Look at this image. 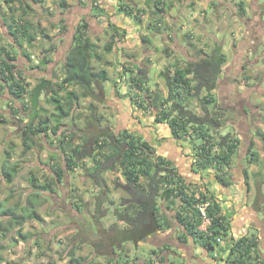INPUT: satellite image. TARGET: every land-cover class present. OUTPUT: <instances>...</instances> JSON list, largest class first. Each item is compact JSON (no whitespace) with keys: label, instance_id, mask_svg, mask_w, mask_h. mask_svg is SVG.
<instances>
[{"label":"rangeland","instance_id":"rangeland-1","mask_svg":"<svg viewBox=\"0 0 264 264\" xmlns=\"http://www.w3.org/2000/svg\"><path fill=\"white\" fill-rule=\"evenodd\" d=\"M47 1L50 2L51 6L54 8V10L49 14L50 19L45 20L44 16H40L39 18L41 20V23L44 22L46 24L44 26L45 28L50 27L48 31H50L52 37L55 38L59 36L58 32L57 34H55V29L57 28V24L60 23V19L63 18V14H59V12L56 10L57 5L55 3H59L60 5L62 4V8H60L65 9L63 8V2H65V0ZM133 1L137 3V5L140 7V10L144 9V12H139L140 10L138 9V14L139 17H143L142 20L145 22V26L143 28L146 31L147 25H149L150 22L157 24L158 20L162 23L161 29L159 30L160 34L155 32L150 33L151 38L156 36L155 38H158L160 41H162L161 43H164L166 40H168L166 41L167 43H165L168 45L166 50H156L155 58L157 59L160 58L161 60L167 56L171 57L170 61H167V59L165 58V64L163 65V69L160 72L157 73L158 66L155 65L151 68L150 72L152 78H149L147 76V72H145L144 74L140 73L139 78H137V76H131L125 80H122L121 82L117 81V79L121 76V71L119 69L124 68L125 73L128 72L133 75L132 72L136 70V64L139 61L138 58L141 57V62L143 63L147 62L146 60H150L148 54H145V56L144 54L142 55V50L147 44L146 41L142 40V34H140L141 32L139 30H136L138 33L137 37H139V41L145 45L132 52V48L125 45L126 39H128V32L123 29L119 30L115 28V26L112 27V25L109 26V23L112 22L114 15L122 13L119 10L120 5H125L124 0H118V2H115V4L119 5L118 8H114V11L108 14L107 12L109 11H105V9H102V7L100 8V6L97 7L96 10L98 11V14H96L97 12L95 11L94 15L97 16V19L100 21V23L106 24L104 26H109V29L107 32L108 34L105 33L100 38L93 37V35L91 37V42L95 41V39L97 38L99 44L104 46L108 41H110V35L112 34V38L115 39V41H113V48L119 47L118 50L121 49L120 53L126 56L129 55L130 52L133 53L136 61L133 64L132 62H129L127 60L125 61V58L123 59L122 55L117 56V61L115 59V52L113 51L112 53H110L109 57H111V59H113L117 63L115 68L116 71L113 75L116 78V81L111 84V87H108L107 84H103L104 81H100V83H98L99 87L96 88L97 90L94 96L90 97V107H88V104H86L88 98L83 99V97H80L82 99H79L74 104L72 113L73 116L69 114L70 119L68 120L67 117H63V125L58 131V135L49 136L50 140L46 141L42 139V135H38L35 137L34 145L38 149L37 152L32 149H30L29 151H27L28 149H25L21 141L22 138L20 136V130H22L23 127H21V124H19L16 120L11 119V117L9 116L10 112L3 111L0 113L4 118V122L0 123V203L6 204L9 207L15 206L16 209L21 211L20 207L22 205H26V198L28 197V194H30L28 192L29 189L33 190V187L31 185L32 176H36L37 179H39L37 183L42 190L40 197L37 196L35 197V199L31 198L32 202H35L37 204L36 208L39 209L40 218L28 220L23 225L22 232L29 234L27 239H22L20 234L17 232V227L11 229L10 231H7L6 235L3 236L2 234L8 228V218L6 216L0 215V256H3L5 258V261L1 264H9V262H14L15 264H72L70 260L73 257L78 256H84L87 258L89 257L88 261L95 259L96 261H102L105 264H111L110 262H105L103 257H99L96 253V248L91 244V234L94 233L95 237L98 238L101 233L98 228L102 226L101 223L95 222L96 220L94 221L92 217L95 213L96 216H99V219H102V223H105V225H108L112 221V217L108 216L102 218V216H100L101 214L96 211V203L99 196L101 195L107 196V202L104 204V206L108 207L109 213H114L113 211L115 210V207L122 203V198L129 199L130 196L125 187V172L120 166H117L115 170L107 171L105 173L107 187H105V191L104 193H102V188H98L94 184V182L85 174L86 169L92 167L94 165V162L91 159L86 158L85 166L82 165V162H80L75 171H70L63 161L60 142L64 140L65 136H74L75 143L83 142V140H80V134L83 133L86 138H88L87 147L89 150L96 148L94 152L99 153L100 151L103 154L109 153L111 151L109 142H107L106 146H104L103 149H99L98 145L100 143L98 144L97 140L101 141L103 144L104 140L108 141L105 138L107 133L115 132L119 134L122 131L130 130V128L128 129L127 126L130 122H132V117L137 118L139 115L134 112L133 114L131 112V115H129L125 113V111L130 110L128 109L129 106L133 110L141 109L137 104V100L143 99L142 96L147 93L152 97V99L156 93H159L160 100H164L166 104L165 107L161 105L162 111H167L168 113H170L169 118L177 116L179 111L173 109L172 103L169 102L171 89L170 80L175 72V62L177 60H181L182 62H184V60L193 57V54H191L190 51H186L185 48L187 49L188 46H192L195 43L197 45V48L207 50L217 42L224 45L225 41H223V39H227L226 52H228L227 46L229 45V40L227 36H224L226 34L231 35V30L238 31V29H244L243 27H241L242 25H239V21L235 20L232 17L229 9L221 7L220 2L217 0H214L215 2H211V5L210 3H208L209 5L207 9H205V6L202 5V0H185V2L176 0L179 2L180 11L179 9L175 10L174 16L171 17H169V14L167 13L158 14V12L156 11V7L153 6V2L155 0H152L151 2L153 5H149L148 3H146V0ZM262 1L264 5V0ZM66 2L67 5H72V3H74L73 0H66ZM0 3V14L4 18H9L10 14L11 16L16 15V13L12 11V9H10V12L7 13L6 7L8 6V4L5 0L0 1ZM30 3L32 4L33 2L31 0H19V2L16 3V6L17 8H19L20 5L21 7L25 6L26 8H31V5L29 6ZM82 3L84 5H87V0H83ZM113 3L107 2L105 3V6L111 7ZM183 4L186 6L185 10H182L181 8ZM33 5L35 4L33 3ZM217 9H219L220 11L218 12ZM262 10L264 11V8H262L261 11ZM147 11H149V14H147ZM42 12H45V10H43ZM177 15L180 16V18L178 19L180 21H177L181 25V30H179V32L178 29H176L177 32L176 30H174V27H176L178 24H176V21L173 18H175ZM28 17L32 18L33 16ZM35 17L36 16H34L33 19ZM139 17L133 19L136 24L139 22ZM24 19H26V17ZM119 20L123 21V18H120ZM52 24H54V26ZM2 35L3 34L0 32V39L2 38ZM116 37H118V39ZM218 37H222L223 39ZM2 39L6 40L5 37H3ZM157 44H159V42H157ZM135 45L137 46V44L135 43L133 49L134 47H136ZM149 47L151 48L152 46ZM37 58L40 59V57ZM120 60L124 62L121 63ZM164 61H162V63H164ZM234 61H236L233 64L234 66H229L230 70H238L240 68V63L235 59ZM93 62L95 63L96 69H100L102 67V64L97 63L96 59H94ZM33 63H37L36 60ZM183 64L184 63H182L181 65ZM48 67L49 66L46 64L42 65V69L45 71ZM250 73L251 75H249V79H246L244 77L246 73L243 75V77H241V73L238 74L235 81L231 82V84L230 82L228 83L230 84L229 87L224 81L231 78L225 79V76L223 75L220 79V88L214 91L215 102L209 105L204 106V101L209 97V95L206 94L205 91H203L199 96L184 100L183 106L185 107L186 111L194 113L198 117H202L204 119V121L201 123L202 127L208 131L213 141H219L221 137L226 134H230L232 137H239L240 133L242 132V135H245L250 129L248 128V123H250V121L252 122V117L254 123L257 120H261L264 125V96H262V102H258V104H254L251 98L254 93L260 92V94L262 95L261 92H264V89L261 88L262 83L259 82L261 79V75L256 74L253 71ZM37 74L40 75L38 71ZM55 75L58 79L55 78L56 81H52V83L56 85L57 88L61 84L62 79L60 80L59 77L63 75V69L61 70L60 74L56 72ZM137 75H139L138 72ZM189 77H192V75H190ZM251 78H253L255 82H253L249 88H245L244 81L247 82ZM30 81L37 83L38 78L36 77V75L32 76ZM149 82L150 85L147 86L146 84ZM193 84L195 83L193 82ZM107 88L109 89L106 90ZM73 89V91H77V93H80L82 88ZM109 91H112V93L110 94ZM59 92L60 93L58 95L60 97H63L64 91ZM238 94L243 95L245 102L249 99L254 105L252 109L253 114H251L252 111L250 107H247V109L245 108V110L248 111V118H245L241 112L235 115L232 110L228 108V105L231 103L230 100H233V104L234 106H236L235 102L237 101ZM51 97L52 96L48 94V99H50V101ZM41 103L40 105L47 110L44 115L46 114V116H48L56 112V110L54 109V104L52 102L42 99ZM143 104H147V101H143ZM149 109V113L151 112V114H153L154 111V114H156L157 108L150 107ZM212 117H217V119H219L221 123L215 125V123L211 120ZM77 119L78 121L85 120L86 124H83V122H81L82 124H79L77 122ZM210 121H212L214 125L210 123ZM50 122L51 126L54 127V123H56L55 118H51ZM163 123H165L163 125V128H158L156 130L159 137L153 136L152 142L154 143V145L152 146L155 148V150L153 151L151 157L153 159H156L158 156H160L157 147H162V144L168 140L167 137L172 136L176 140H173L174 143L176 142L178 146L176 152H178V154L180 153L181 156H184L185 163L183 164V167L186 168V166L191 163V167H194L195 170L196 168H198L200 172L202 168H200L197 164L198 155L196 146L202 142V139H199L196 132L193 131L194 127L196 126H193V124L188 125L189 132H187V134H185V136H183L182 138H175L172 134V129L169 125V122L165 121ZM236 124L243 126V128L241 127L239 128V130H237ZM258 125V127L261 129L262 127H264L260 126V124ZM9 128L14 129L13 133L9 134ZM138 129L141 128H133L130 131L140 136L141 134L139 133L140 131ZM74 131L76 132V134L72 135V132L74 133ZM169 131L171 132V135ZM6 137H8V139L10 138V140L7 141ZM77 138L79 141L77 140ZM254 138H256V135H254ZM166 143L167 147L171 145L168 144V142ZM257 147L262 152H264L262 149V144L260 142H258ZM7 150H11L12 152L13 163H20L25 161L24 165L22 166V170L16 175L15 180L12 184H9L5 181L1 172L2 164L6 158ZM215 152H220V148L216 147ZM238 156L239 155L237 150V152L233 156L232 163L228 166L222 167L220 172L223 173L224 176H228L231 178L229 171L231 169H234L235 165L238 162H241L239 161ZM263 162L264 160L261 159V165L260 163L254 164L256 165V167H258V170L262 171L261 175L264 176V168H262L264 166ZM88 163H90L89 166H86ZM54 165L57 167L61 165L65 166L66 171H68L65 180H63L64 183H53L52 177L54 176ZM160 166L163 167V164H161ZM198 170H196L197 173ZM203 171L204 173H199V175H201L202 178L203 176L205 177L204 181H207V184H199V181L197 183H188L184 179L185 184L183 183L178 186L184 188V190L189 193V195L200 198V202L197 203V205L192 202L193 206L188 211H191L190 213H193L194 209H200V207H202L206 202L209 203L216 199L219 201V204L222 205V209L223 207L225 208L223 209L222 213L225 214L226 219L229 222L228 227H231V221L229 219L230 216L237 218L238 215L241 217L246 213H244L242 209L236 210V207L231 202L230 195L224 196V200L219 197V194L223 193L222 191L225 187L218 182V179L216 177V173L218 172L217 169H215L214 167H209L204 168ZM248 178L249 185L252 186L251 189H255V194H253L252 196L256 199V203L259 204L260 200H263V197L256 189H264V179L262 178V176L255 178L249 176ZM231 180L232 182L229 187L231 189H238L237 185L234 183V180L232 178ZM141 181L144 184H147L148 178L142 177ZM46 183H48V187L44 188L43 186ZM52 188L55 190V192L51 191ZM163 188L164 186H162V190ZM12 189L13 193H11ZM45 189H48V191H46ZM11 194H13V196L9 198ZM177 194L178 193L176 192L175 195ZM175 197H172L171 201L174 200ZM112 201L114 203H112ZM171 201H167L169 206L168 208H165V204L163 203L167 204V202H163L161 198H158V204L161 206L164 205V211H166V214L170 217L171 222L179 223L178 220H176V211H173L174 206L172 205ZM259 207L261 210H263L262 212L264 213V209H262L264 208V206ZM179 211L181 212V209H179ZM226 211L228 214L226 213ZM121 225L125 227L124 223H121ZM209 225L210 223L207 222V220H204L202 225L200 226V229H207ZM123 226H121V228ZM102 228L107 229L109 227L103 225ZM92 230L94 231L93 233ZM174 231L176 235H179L178 229H175ZM95 232H97L98 234H95ZM170 236L171 234L167 236V241H169L168 237ZM233 241L234 240L230 239V234L228 233L226 237L224 236L223 241L215 246V249L219 251L218 256H216L214 253V256L212 257L219 260L221 257L226 255L230 249L229 246L231 243H233ZM146 243H148L149 245H147ZM153 243L158 244L157 240L154 238L148 242H143L142 245H140V242L125 243L123 248H125L126 251L129 252L128 255L130 256L129 258H124L128 259L130 264H139L136 263L137 258L135 254H139V252H141L142 255L144 254V250L147 251V248L150 247V259L148 260V264H188L183 259L173 255V253H175L176 255L178 253L176 247L172 244L165 245L171 248V251L166 252L171 255L168 256L167 261H162L159 258V256L162 255V252L160 251V249H156ZM212 243L215 244V240H212ZM154 249L157 252L156 254L153 253ZM72 253L73 255H71ZM118 259L119 257L116 254L114 261L117 262ZM124 262H126V260ZM259 263H261V259L259 258H254V260L252 259L249 261V264Z\"/></svg>","mask_w":264,"mask_h":264},{"label":"trees","instance_id":"trees-1","mask_svg":"<svg viewBox=\"0 0 264 264\" xmlns=\"http://www.w3.org/2000/svg\"><path fill=\"white\" fill-rule=\"evenodd\" d=\"M5 1L11 2L15 0ZM31 1L34 4H39L43 0ZM96 4L98 5V3ZM242 8L244 11V6H242ZM11 9H13V7H11ZM119 10L125 11L128 15H131L133 8L123 4L120 5ZM139 12H142V10ZM138 17L139 14L136 13L135 18ZM240 17L244 19V15H240ZM22 24L17 25L16 28L12 30V33L18 31L22 36L27 37L29 44L33 43L36 39V35L35 33H30L29 29L36 28V25L34 23H28V25ZM59 24L62 26V29L65 30V21L63 18L60 20ZM52 25L54 26V24ZM87 29L88 23L85 21L76 28L73 45L68 51L66 63L63 68L61 84L57 88L50 79H45V77L40 76H37L38 82L34 87L30 88L31 83L24 82L23 70L17 68L16 57L12 55L10 50L5 46L0 47V92L3 89H7L15 100L23 99L21 107L12 106L11 115L9 116L23 127L21 135L25 149L33 148L35 144L34 136H49V129H52L54 135H58L63 117H67L70 114L71 110L74 108L76 97L78 98L75 91L68 90L70 85H77L82 88L84 91L81 96L86 97L90 94H94V86L97 80L104 81L107 79L105 70L96 72L92 65V54L90 51L93 48V44ZM112 48L113 44L110 42L106 45L105 51L109 52ZM97 57L99 60L102 59V56L97 55ZM50 61L51 58H47L45 55L41 62L33 67L42 69V65H47ZM226 62L227 55L223 51V45L219 42L214 45L211 52L199 49L196 51L194 57H190L184 60V62L181 60L175 62V72L170 80L171 89L169 102L172 103L173 109L179 111L177 116L169 118L170 113L162 111L161 105L165 107L166 104L164 100H160L159 93H156L153 99L147 93V95L142 96L143 99L136 100L138 106L145 110H148L150 107L157 108L156 121H168L175 138H182L185 136V134L189 132L188 125L193 124V126H196L193 131L196 132L199 139H202V142L196 146L198 166L200 168L214 167L218 171L216 173L218 182L224 186H229L232 182L231 178L224 176L220 171L223 166H228L232 163L233 156L240 146L241 138L226 134L223 135L219 141H213L208 131L202 127L201 123L204 119L198 117L194 113L186 111L183 106L184 100L199 96L203 91L209 95L204 101V106L215 102L214 90L220 88V78L223 72V66ZM182 63L184 64L181 65ZM140 73H145L143 68L140 69ZM190 75H192V77H189ZM193 82L195 84H193ZM59 91H65L66 93L63 97H60L58 95L60 93ZM43 93L52 96L51 101L50 99H48V101L54 104V109L56 110L55 113L48 116H46V114H40V111L45 109L40 105ZM26 95L28 99H26ZM147 100L151 103L144 105L143 101L146 102ZM45 112H47L46 109ZM51 118H55L56 120L54 127L51 126ZM26 119L28 121L22 123V121ZM211 120L215 125L221 123L217 117H212ZM212 121H210V123L214 125ZM2 122H4V118L2 114H0V123ZM73 134H76V132H72V135ZM258 136L263 141L264 147V133H259ZM105 138L108 141L104 140L103 144L101 141H97L98 144L100 143L98 145L99 149H103L107 142H109L111 151L106 154L100 151L99 153L94 152L96 148L89 150L87 147L88 138H84L83 142L78 144L75 143L74 136H65L64 140L60 142L63 161L70 171L76 170L79 160L92 157L94 165L87 168L85 174L98 188H102V193H104L105 187H107V181L105 179V173L107 171L115 170L117 166H120L125 172V187L130 197L129 199L122 198V203L116 206L114 210L116 219L122 221L125 227L121 228L113 224L105 229L102 228V226H98V229L101 231L98 238L95 237L94 231L92 230L91 244L96 248L98 256L104 257L106 262H110L111 264H127L129 261L124 258L125 251L123 248L125 243L148 242L154 238L158 242V244L155 243L156 249H160L162 252L161 256L158 255L159 258L162 261H166L168 256L171 255L166 252L171 251V248L165 245L173 243V246L176 247L175 243L177 242L171 239H169V241H162L161 236L157 235V232L162 228L166 229L172 226L170 217L166 214V211H164L165 209L163 210L162 206L158 204V198H161L163 202H167L171 201L172 197L176 196L175 199L171 201L174 206L173 211H176L175 217L186 232V235L179 237L181 242H185L187 238H190L195 244H202L207 249H215V246H217V238L219 236L226 237L228 234L229 222L222 213L223 209L219 201L215 199L209 202L206 207V218L210 220V225L206 230L200 229L205 219L201 210L194 209L193 213L188 211L193 206L192 202L197 205V203L200 202V198H196L193 195L191 196L184 188L178 187L180 184H185V180L179 175L170 160L161 155L156 159L151 157L155 148L145 140L142 135L138 136L130 130H125L119 134L109 132L106 134ZM216 147L220 148V152H215ZM252 149L253 144L249 147L250 151ZM255 154L256 152L250 154L251 156L248 158L249 162H253L254 158L252 155ZM7 156L10 158L11 152H8ZM161 164H163V167L160 166ZM20 169L18 163H12L7 159L2 164V176L7 183L12 184L16 175L20 172ZM53 172L54 176L52 180L54 184L63 182L68 173L65 166L62 165L58 167L54 165ZM142 177L148 178L147 184L141 181ZM38 181L39 179H37L36 176L31 177V185L34 189L32 194L26 198V205L20 207L21 211L16 209L15 206L9 207L6 204L0 203V215L8 218V228L2 234L3 236L6 235L7 231L17 227V232L22 239L28 238L29 234L22 232L23 225L28 220L40 218V214L35 207V202L31 200L32 197L39 196L41 189L37 183ZM162 186H164L163 190ZM43 187H48V183ZM51 191L55 192L53 188ZM176 192L178 193L177 195H175ZM11 193H13V189ZM12 196L13 194H11L9 198ZM106 202L104 195L99 196L96 203V211L101 214L100 216L106 215L107 208L104 206ZM112 203L114 202L112 201ZM163 204H165V208H168V202L167 204ZM179 209H181V212ZM95 234L98 233L95 232ZM212 240H215V244L212 243ZM257 246L258 241L253 237L245 236L233 241L229 246L227 263L249 264V261L252 260L251 257L253 253L257 250ZM153 253H157L155 249ZM116 254L119 255L117 262L114 261ZM71 255H73V253ZM88 259L89 257L78 256L73 257L71 262L72 264H101L95 260L88 261ZM124 259L126 262H124ZM4 261L5 258L0 256V264ZM9 264L15 263L9 262Z\"/></svg>","mask_w":264,"mask_h":264},{"label":"crops","instance_id":"crops-1","mask_svg":"<svg viewBox=\"0 0 264 264\" xmlns=\"http://www.w3.org/2000/svg\"><path fill=\"white\" fill-rule=\"evenodd\" d=\"M0 1H4V0H0ZM220 2V6L221 7H225L228 8L229 11L231 12L232 17L235 20L239 21V25H242L241 27H243L244 29H238V31H233L231 30V35L226 34L224 37H228L229 40V45L227 46L228 48V52H226V40L227 39H223L222 37H218V38H222L223 41H225V44L223 45V51L224 53L227 55V62L224 64L223 69H228V74L222 72L221 74V78L224 75L225 79L226 78H231V79H227L226 81H224L226 83V85L229 87V85L231 84V82L235 81L233 80V77L231 76V74H233L234 72L237 73V70H230L229 66H234V59L237 60L240 63V68L238 69V74L241 75V77H244L246 79H249V75H251L250 72H254L256 74H260L261 75V79L259 82L262 83L261 88L264 89V11L261 9L264 8L263 5V1L262 0H217ZM19 2V0H15V1H11V2H6L8 4V6L6 7L7 13L10 12L11 7H13L12 11L14 13H16L15 16H11L9 18H4L1 14H0V28H1V33L2 38L5 37L6 40L4 39H0V47L5 46L7 49L10 50L11 54L14 55L16 57V62H17V68H20L23 70L24 72V82H29L31 83L30 88L34 87V85L36 83L31 82L30 79L32 76H40V77H45V79H50L51 81H56L57 76L55 75L56 72L58 74H60L61 70L64 68L65 63H66V59H67V55H68V51L69 49L72 47L73 45V41H74V35L76 32V28L79 26V24H81L82 22H87L88 23V35L91 39L92 35L93 37H97L100 38L102 37L105 33L108 32L109 26L112 25L115 26V28L121 30H125L128 32V39H126V46H129L131 49V51H135L137 49H139L140 47H143L142 42L139 41V37L138 33L136 30H139L142 34V40L146 41V46L145 48L142 50V55L144 54H148V57H150V60H146L147 62L143 63L141 62V57L138 58V62L136 64V70L134 72H132L133 75H131L130 73L126 72L125 73V69L121 68L119 69L121 71V76L117 79V81L121 82L122 80L127 79L128 77L131 76H137V78L140 77V69L143 68L145 72H147V76L149 78H152V76L150 75L151 72V68L154 67L155 65L158 66V70L157 73L160 72L163 69V65L165 64V58L167 59V61H170V56L164 57L163 59L160 60V58H155L156 55V50L162 51V50H166L168 45L165 44L167 43L166 40L164 43H161L162 41H160L158 38H155L156 36L152 37L150 36V33H158L160 34V29H161V21L157 20V24L155 23H151L149 25H147V31L143 28L145 26V22L142 20L141 16L139 17V22L136 24L134 22V18L136 13H138V9L140 8L137 3H135L133 0H124L126 6L128 5V7L133 8L132 14L128 15L125 11H121L122 13L116 14L113 17V20L111 23H109V26H104L106 24L100 23V21L97 19V16L94 15L95 11L97 12L96 14H98V11L96 10L98 5L100 6V8L102 7V9H105V11H109L107 12H113L114 8H118V4H115V2H118V0H87V5H84L82 2L83 0H73L74 3H72V5H67V2L65 0L64 6L63 8L65 9H61V5L58 3H55L57 5L56 10L59 12V14H63V19L65 21V30L62 29V26H60V24H57V28L55 29L56 33L58 32L57 37H52L50 31H48V29H50V27H44L46 24L44 22L41 23L40 20V16H44V19H50V13L51 11L54 10V8L51 6V3L48 2L47 0H43L41 3L39 4H35L33 5V3L29 4V6L32 8H26L25 6L17 8L16 3ZM107 2H114L112 4L111 7H107L105 6V3ZM146 3H148L149 5H153L154 7H156V11L158 12V14H163V13H167L169 14V17L174 16L175 14V10H178L180 8L179 2L176 0H155L153 2V4L151 3L152 0H146ZM181 2H185V0H181ZM202 5L205 6V9L208 8V3L211 2H215L214 0H202ZM98 3V5L96 4ZM1 4V3H0ZM60 5V6H58ZM160 5V7H159ZM68 6V7H66ZM242 6H244L245 10L243 11ZM61 7V8H60ZM168 8V9H167ZM182 10L186 9V6L183 4L181 6ZM61 9V10H60ZM43 10H45V12H42ZM38 11V12H37ZM180 11V9H179ZM217 11L219 12L220 10L217 9ZM37 12V13H36ZM63 12V13H62ZM142 12H144V9H142ZM33 13V14H31ZM225 13V12H224ZM36 14V15H35ZM147 14H149V11H147ZM48 15V17H47ZM240 15H244V19H241ZM28 16H36L34 19L33 17L29 18ZM26 17V19H24ZM123 18V21H120L119 19ZM180 18V16H176L175 21L176 24H178L176 27H174V30L178 29V32L181 27V25L177 22L180 21L178 20ZM62 19V18H61ZM60 19V20H61ZM40 21V22H39ZM174 21V20H173ZM24 24V25H28V23H34L36 25V28H32L29 30L30 33H35L36 35V39L33 41V43L29 44L27 41V37L26 36H22L18 31H14L12 33V30H14L16 28L17 25L20 24ZM22 24V25H23ZM153 28V29H152ZM59 30V31H58ZM61 31V33H60ZM130 32V33H129ZM177 32V30H176ZM245 33V34H244ZM108 34V33H107ZM111 34V33H110ZM148 34V35H147ZM54 35V34H53ZM147 35V36H146ZM112 34L110 35V41H108L104 46L100 45L99 42L97 41V38L95 39V41L92 42L93 44V48L90 51L92 54V65L95 69L96 72H99L100 70H105L107 73V79L104 80L103 84H107L108 87H111V84L116 81L115 77L113 76L115 74L116 71V62L111 59L110 53H112L113 51L115 52V59L118 61L117 56L122 55L123 59L129 62H132V64L135 61V58L133 56V53L130 52L129 55H123L121 54L119 47L118 48H112L111 51L107 52L105 51V47L108 43L115 41V39L112 38ZM231 36V39H230ZM118 39V37H116ZM157 42H159V44H157ZM137 44L136 47L133 46L134 44ZM121 44V43H119ZM195 44V43H194ZM192 45V46H188L187 49L185 48L186 51H190L191 54H193L192 56L194 57L196 54V51L201 49V48H197V45ZM181 45V44H180ZM215 45V44H214ZM214 45L210 48L207 49L205 51L207 52H211L212 48L214 47ZM235 45V46H234ZM115 46V45H114ZM149 46H152L151 48ZM249 50V51H248ZM132 53V55H131ZM104 54V55H102ZM45 55L47 56V58H51V61L47 64L49 67L45 70L40 69L39 67H33L34 64H39L41 62V60L45 57ZM98 56H102V59L99 60ZM141 55V56H142ZM143 56V57H144ZM37 57H40V59H38ZM37 63H33L35 62V60ZM127 58V59H126ZM96 59L97 63L102 64V67L100 69H96L95 63L93 62V60ZM162 61H164V63H162ZM120 62H124L121 61ZM119 62V63H120ZM168 64V63H167ZM166 64V65H167ZM32 66V67H31ZM134 69V68H132ZM49 70V71H48ZM40 73V75L37 74ZM32 72V73H31ZM137 72L139 73V75H137ZM236 74V78L237 75ZM28 75V76H27ZM63 77V75L61 77H59V79L61 80ZM220 78V79H221ZM244 78V79H245ZM145 80V79H144ZM101 80H97V82L95 83V89H94V94L96 92V88L99 87V84ZM230 82V84H228ZM255 82L253 78H251L249 81H244V87L245 88H249L252 83ZM147 86L150 85V82L146 84ZM29 88V89H30ZM73 88H80L77 85H70L68 90H72ZM109 88H107L106 90H108ZM74 90V89H73ZM146 90V89H145ZM84 90L81 89L80 93L78 94L77 91H75V93L78 95V98L76 97V101L75 103L79 100L82 99L80 97H83V99H87V106L90 107L91 106V100L90 97H93L94 94H90L89 96H81L82 92ZM216 91V90H214ZM110 94L112 93V91H109ZM126 92V91H125ZM65 91L63 92V94L65 95ZM262 95L260 94V92L254 93L252 95V101L254 102V104H258V102H262V96H264V92H261ZM132 94V93H131ZM63 95V96H64ZM80 95V96H79ZM147 95V94H145ZM26 99H28V96L26 95ZM44 99L46 101H48V94L43 93L41 96V100ZM22 101L23 99L20 100H15L10 93L7 91V89H3L0 92V113L1 112H10L11 115V111H12V106L14 107H21L22 105ZM6 103V105H5ZM41 103V102H40ZM151 103L149 100H147V104ZM42 104V103H41ZM258 107V106H257ZM130 110L125 111V113L131 115V112L133 114L136 113L137 115H139L137 118L132 117V122H130L128 124V129L130 128H141L138 129L140 132V134L144 137L145 140H147L151 145H154V143L152 142L153 136L154 137H159L158 132H156V130L162 129L163 125L165 123H161L156 121V114H154L155 112L153 111V114H151V112L149 113L150 109H137V110H133L130 106L129 108ZM132 110V111H131ZM29 112V111H28ZM45 113V109H42L40 111V114L44 115ZM73 113V109L71 110L70 114L72 115ZM120 113V112H118ZM73 116V115H72ZM70 119L69 115L67 116V120ZM26 121H28L27 119L25 121H23V123H25ZM39 121V118H38ZM71 121V120H70ZM77 122L79 124H82L81 122H83V124H86L85 120H80ZM258 124H260V126H264L263 123L261 122V120H257L254 123V127L248 131V133H246L245 135H247L248 139L244 140L243 138L245 137V135H242V133H240L239 137L241 138V143L240 147H238V157H239V161L234 169H231L229 172L231 178L234 180V183L237 185L238 189H231L229 186H224L225 188L223 189V193L219 194V197L224 200V196L226 195H230V199L231 202L234 204V206L236 207V210H241L246 213L245 215H242L241 217L238 215V217L234 218V217H229L230 221H231V227H229L228 233L230 234V239L231 240H237L239 238L245 237V236H251L253 238H255L256 241H258V246L256 247V252L253 253L251 259L254 260V258H259L261 259V263L264 264V213L262 212L263 210L260 209L259 206H264V189H256L260 192V194L263 197V200L261 199L259 204L256 203V199L252 196L253 194H255V189H251L252 186L249 185V176L255 178V177H259L262 176V178L264 179V176L261 175L262 171L258 170V167H256V165L254 163H260V160L263 159L264 160V152H262L257 146H258V142H260L262 144V149L264 151V147H263V141L261 140V138L258 136L259 133H264V127L259 128ZM63 125V121L61 126ZM60 126V128H61ZM243 128V126L237 125L236 124V128L237 130H239V128ZM127 129V128H125ZM145 129V130H144ZM12 128H9V134L13 133ZM20 130V129H19ZM23 130V129H22ZM22 130H20L22 132ZM245 130V129H244ZM52 132V129H49V133ZM170 132V131H169ZM171 135V132H170ZM254 135H256V138H254ZM9 136V135H8ZM22 138V135H20ZM49 136H55L53 133H51V135ZM49 136H45L42 135V139H44V141L46 140H50ZM77 136V135H75ZM36 136H34L35 138ZM7 141L10 140V138L8 139V137H6ZM84 138H86V136L81 133L80 134V140H84ZM168 140L166 142H168V144H171L169 147H167V143H163L162 147H157L158 153L159 155H161L164 158H167L168 160H170L174 167L176 168V171L179 173V175L185 179L188 183H197L199 181V184H204V183H208L207 181H204V176L202 178L201 175H199V173H204V168H202V170H198V168H196V170H198V173L196 172L194 167H191V163L186 166V168L183 167V164L185 163V159L184 156H181L180 153L178 154L177 151V143L174 141H176L172 136H168L167 137ZM78 140V138H77ZM174 140V141H173ZM22 143H23V138L21 139ZM79 141V140H78ZM77 141V142H78ZM30 143V142H29ZM32 143V142H31ZM82 142H78V144H81ZM253 144V149L250 151L249 147ZM13 147V145H12ZM32 150L37 152V147H35V145H33V148H31ZM30 149H28L27 151H29ZM8 152H11V150H7L6 151V158L5 160L9 159L12 162L13 156H12V152H11V157L8 158ZM253 152H256L255 155H252V157L254 158L253 162H249L248 158L251 156L250 154H252ZM88 159H92V157H87ZM4 160V161H5ZM85 160L86 158H83L81 160H79V163L82 162V165L85 166ZM3 161V162H4ZM13 163V162H12ZM24 162H20L18 163L20 165V171L22 170V166L24 165ZM27 163V162H26ZM90 163H88L86 166H89ZM261 165V163H260ZM264 165V162H263ZM185 166V165H184ZM250 166V167H249ZM264 168V166L262 167ZM77 169V168H76ZM195 170V171H194ZM252 178V179H253ZM64 183V181L62 182ZM227 187V188H226ZM215 188V186H214ZM230 188V189H229ZM34 189V188H33ZM46 191H48V189H45ZM32 189H29V193L32 194ZM41 192L42 190H40L39 192V197L41 196ZM28 194V197L29 195ZM45 195V194H44ZM43 195V196H44ZM223 196V197H222ZM33 199H35V197H32ZM104 199L107 201V196H104ZM45 200V199H43ZM255 202V204H254ZM254 204V205H253ZM37 206V204L35 203V207ZM106 207V206H105ZM107 208V213L105 216H102V218L104 217H112V221L108 224L105 225V223H102V219H99V216H96V214H93L92 219L95 222L101 223L102 226H106V227H110L113 224L118 225L119 227L123 226L121 225V223H123L122 221H118L116 219V216L114 215V213H109L108 207ZM38 213L39 209L36 208ZM162 209L164 210V205H162ZM223 209H225L223 207ZM264 209V208H262ZM225 211V210H224ZM114 212V211H113ZM227 213V211H226ZM228 214V213H227ZM225 215V214H224ZM177 220V219H176ZM172 228H162V231L159 230L157 232L158 236H161L162 241H167L166 238L167 236H169V234H171L170 237H168L169 239H171L172 241H175L177 243L176 244V249H177V255L175 253H173V255L178 256L179 258L183 259L184 261H186L188 264H226L227 259L229 257V253H227L226 255H224L223 257H221L219 260H217L216 258L212 257L214 256V253L219 254V251L216 249H207L206 247H204L202 244H195L191 241L190 238H187V241H180V236L182 235H186L185 229L183 226H181L179 223L175 222L172 223ZM124 227V226H123ZM165 229V230H164ZM175 229L179 230V235L175 234ZM174 231V233H173ZM143 242H140V245H142ZM147 245H149L148 243H146ZM153 245H155L153 243ZM141 247V246H140ZM156 247V246H155ZM147 248V247H146ZM148 250L145 251L144 250V254L141 255V252H139V254H135L136 255V263L139 264H147L148 260L150 259V247L147 248ZM125 257H128L130 255H128L129 252L126 251V249L124 248ZM148 251H149V255H148ZM213 254V255H212ZM118 255V254H117ZM128 255V256H127ZM71 256V255H69ZM218 256V255H217ZM100 257V256H99ZM119 257V255H118ZM102 258V256H101ZM93 259V258H92ZM103 259L106 262V259L103 257ZM95 260V259H93ZM96 261V260H95ZM167 261V260H166ZM71 262V260H70ZM98 263L101 264H105L102 261H96ZM133 262V261H132ZM72 263V262H71ZM129 263V262H127ZM56 264V263H55ZM130 264V263H129ZM133 264V263H132ZM228 264V263H227Z\"/></svg>","mask_w":264,"mask_h":264},{"label":"flooded vegetation","instance_id":"flooded-vegetation-1","mask_svg":"<svg viewBox=\"0 0 264 264\" xmlns=\"http://www.w3.org/2000/svg\"><path fill=\"white\" fill-rule=\"evenodd\" d=\"M249 51V50H248ZM223 72L228 74V69H223ZM236 74H238V70H237V73L234 72L233 74H231V76L233 77V80L236 79ZM217 90V89H216ZM230 104L228 105V108L232 110V112L237 115L239 112L242 113V115H244L245 118H248V111L245 110V108L247 109V107H250L251 111L253 109V104L252 102L248 99V101L245 102L244 98H243V95H239L237 96V101L235 102L236 103V106H234V101L233 100H230ZM227 107V106H226ZM251 114H253V111L251 112ZM156 119V118H155ZM163 123V122H162ZM254 127V122H253V117H252V122L250 121V123H248V128L249 131ZM242 133V132H241ZM244 140H247L248 137L247 135H245V137L243 138ZM173 245V243H172Z\"/></svg>","mask_w":264,"mask_h":264},{"label":"built area","instance_id":"built-area-1","mask_svg":"<svg viewBox=\"0 0 264 264\" xmlns=\"http://www.w3.org/2000/svg\"><path fill=\"white\" fill-rule=\"evenodd\" d=\"M208 204H209V203H205V204H203V206L200 207V210H201L203 216L205 217L204 220H207V222L210 223V220H209L208 218H206V207H207ZM203 230H206V229H203ZM223 239H224V236H219V237L217 238V244H216V245H218L220 242H222ZM215 255L217 256L218 254L215 253Z\"/></svg>","mask_w":264,"mask_h":264},{"label":"clouds","instance_id":"clouds-1","mask_svg":"<svg viewBox=\"0 0 264 264\" xmlns=\"http://www.w3.org/2000/svg\"><path fill=\"white\" fill-rule=\"evenodd\" d=\"M228 253H229V251H228ZM128 264V263H127Z\"/></svg>","mask_w":264,"mask_h":264}]
</instances>
